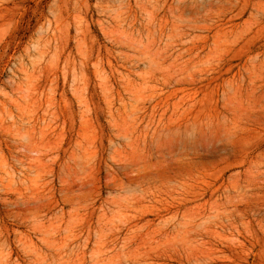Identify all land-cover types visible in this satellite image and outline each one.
Masks as SVG:
<instances>
[{"label": "rangeland", "instance_id": "obj_1", "mask_svg": "<svg viewBox=\"0 0 264 264\" xmlns=\"http://www.w3.org/2000/svg\"><path fill=\"white\" fill-rule=\"evenodd\" d=\"M0 264H264V0H0Z\"/></svg>", "mask_w": 264, "mask_h": 264}, {"label": "bare ground", "instance_id": "obj_2", "mask_svg": "<svg viewBox=\"0 0 264 264\" xmlns=\"http://www.w3.org/2000/svg\"><path fill=\"white\" fill-rule=\"evenodd\" d=\"M214 207V206H213Z\"/></svg>", "mask_w": 264, "mask_h": 264}]
</instances>
